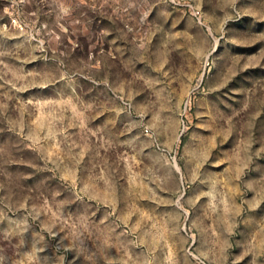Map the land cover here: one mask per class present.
<instances>
[{"label": "rangeland", "instance_id": "obj_1", "mask_svg": "<svg viewBox=\"0 0 264 264\" xmlns=\"http://www.w3.org/2000/svg\"><path fill=\"white\" fill-rule=\"evenodd\" d=\"M0 264H264V0H0Z\"/></svg>", "mask_w": 264, "mask_h": 264}, {"label": "built area", "instance_id": "obj_2", "mask_svg": "<svg viewBox=\"0 0 264 264\" xmlns=\"http://www.w3.org/2000/svg\"><path fill=\"white\" fill-rule=\"evenodd\" d=\"M194 14L198 15V14H200V12H199V11H197V12H194Z\"/></svg>", "mask_w": 264, "mask_h": 264}]
</instances>
